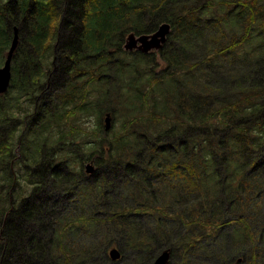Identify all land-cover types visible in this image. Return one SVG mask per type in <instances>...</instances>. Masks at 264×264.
<instances>
[{
	"label": "trees",
	"instance_id": "1",
	"mask_svg": "<svg viewBox=\"0 0 264 264\" xmlns=\"http://www.w3.org/2000/svg\"><path fill=\"white\" fill-rule=\"evenodd\" d=\"M15 25L0 264H264V0H0V67Z\"/></svg>",
	"mask_w": 264,
	"mask_h": 264
},
{
	"label": "water",
	"instance_id": "2",
	"mask_svg": "<svg viewBox=\"0 0 264 264\" xmlns=\"http://www.w3.org/2000/svg\"><path fill=\"white\" fill-rule=\"evenodd\" d=\"M171 33V25L169 23H164L160 25L157 31L153 34L142 33L136 34L131 32L126 37L125 48L129 50H140L142 52H148L156 48H161L167 40V36ZM19 36L18 29L15 27V36L12 41L10 50L7 54L5 64L0 67V94L7 92L11 84L12 79V60L14 54L18 48ZM105 129L110 130L112 127V114L111 112H106L105 114ZM96 170L92 163L86 164V172L89 174L94 173ZM113 259L120 257L119 249L114 247L110 251ZM171 258L170 250H165L160 253L154 260L153 264H168ZM241 261V259L239 260ZM236 264V263H230Z\"/></svg>",
	"mask_w": 264,
	"mask_h": 264
},
{
	"label": "rangeland",
	"instance_id": "3",
	"mask_svg": "<svg viewBox=\"0 0 264 264\" xmlns=\"http://www.w3.org/2000/svg\"><path fill=\"white\" fill-rule=\"evenodd\" d=\"M127 34V33H126ZM209 34L211 35V36H215V37H219V39H218V41L220 42V43H224V41H225V38L224 37H221L220 35H219V33H218V31L215 29V30H213V31H210L209 32ZM20 37V36H19ZM20 41V40H19ZM22 54H23V52H27L26 50H25V48H22ZM193 52H194V57L196 56V54H197V52L195 51V50H193ZM52 54H53V58H55V56H54V50L52 51ZM156 57H158V54H156ZM52 63H53V59L51 60V61H48L47 62V66H48V68L49 69H51L52 68ZM163 68H165L162 64H159L158 65V67H157V70L158 71H160V70H162ZM224 84H226V90H225V92L226 93H229V92H231L232 91V84L231 83H229V82H227L226 80L224 81ZM124 120V118L123 117H120V119H119V121H117V126H119L121 123H122V121ZM88 124L90 125V126H92V125H95L96 124V118H95V116H91L90 118H89V122H88ZM104 125V124H103ZM106 127H105V125H104V128H103V131L101 132V136L99 137V138H97V137H91V139L92 138H96V141H98V140H100V139H103L104 137H105V129ZM112 128V127H111ZM111 130V129H110ZM110 130L109 131H107L108 133L110 132ZM109 136V135H108ZM105 147V146H104ZM19 153H20V151H19V147L17 146V148H16V154H17V156L19 155ZM86 165V164H85ZM85 165H84V168H85ZM15 171H18V172H21L20 170H19V166L15 163ZM51 202V201H50ZM259 209H260V211H264V201H262L261 203H259Z\"/></svg>",
	"mask_w": 264,
	"mask_h": 264
},
{
	"label": "flooded vegetation",
	"instance_id": "4",
	"mask_svg": "<svg viewBox=\"0 0 264 264\" xmlns=\"http://www.w3.org/2000/svg\"><path fill=\"white\" fill-rule=\"evenodd\" d=\"M162 24V23H161ZM160 24V25H161ZM159 25V26H160ZM158 26V27H159ZM15 27H17L18 28V25H15L14 26V30H15ZM158 29V28H157ZM156 29V30H157ZM18 30H20V28H18ZM155 30V31H156ZM155 31H153V32H155ZM153 32H150V33H153ZM171 34V33H170ZM169 34V35H170ZM169 35L167 36V40H168V37H169ZM20 36V35H19ZM167 40H166V42H167ZM165 42V43H166ZM165 43L163 44V46L161 47V48H156V49H153V50H151V51H148L147 53H151V52H159L163 47H164V45H165ZM19 48V47H18ZM18 48H17V50H16V52H15V54H14V57H15V55H16V53H18L17 51H18ZM14 57H13V60H14ZM13 60H12V64H13ZM53 63L54 64H57L58 63V60L56 59V58H54L53 59ZM88 175H92V174H94V173H92V174H89V173H87ZM114 247H116V248H118L119 249V252H120V257L119 258H117V259H113L112 258V256H111V254H110V251L112 250V248H114ZM164 251V250H163ZM108 256H109V258H110V260L111 261H113V262H119V261H121V259H122V251L120 250V248L118 247V246H116V245H114V246H111L109 249H108ZM161 253V252H160ZM241 259V261H239ZM243 262V258H241V257H239V258H237L235 261H232V262H227V263H225V264H230V263H236V264H241ZM249 264H251V263H249Z\"/></svg>",
	"mask_w": 264,
	"mask_h": 264
},
{
	"label": "bare ground",
	"instance_id": "5",
	"mask_svg": "<svg viewBox=\"0 0 264 264\" xmlns=\"http://www.w3.org/2000/svg\"><path fill=\"white\" fill-rule=\"evenodd\" d=\"M164 23H168V22H163L162 24H164ZM161 24V25H162ZM18 29V28H17ZM157 31V30H156ZM155 31V32H156ZM14 32H15V30H14ZM18 32H19V30H18ZM155 32H153V33H155ZM153 33H148V34H153ZM18 36H19V34H18ZM14 39V38H13ZM19 40H20V37H19ZM19 43H20V41H19ZM18 46H19V44H18ZM124 49L126 50V51H132V50H129V49H126L125 47H124ZM20 156V155H19Z\"/></svg>",
	"mask_w": 264,
	"mask_h": 264
}]
</instances>
